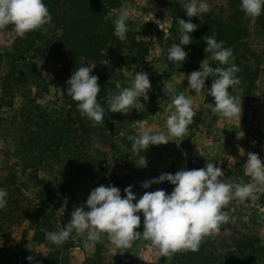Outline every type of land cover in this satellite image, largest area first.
<instances>
[{
	"label": "rangeland",
	"instance_id": "1",
	"mask_svg": "<svg viewBox=\"0 0 264 264\" xmlns=\"http://www.w3.org/2000/svg\"><path fill=\"white\" fill-rule=\"evenodd\" d=\"M54 1V24L50 29L40 31L45 39L60 38L65 26L75 16L80 19L89 15L93 26L110 27L109 35L114 46L102 51L99 59L78 58L74 67L70 59L71 48L58 41L55 57L48 59L45 70L51 74V70L61 69L64 77L62 85L66 90V81L75 69L81 64L96 63L92 74L98 77L100 85L97 101L105 108V118L116 128L115 131L111 127L98 131L86 147L84 158L68 168L47 164L38 171L31 170L30 176L36 174L46 180L50 189V206L55 215V220L50 221L46 230L44 242L36 243L30 220L33 218L27 206L30 201H34L37 189L20 172L19 167H13V145L9 140L5 142L7 137L2 130L9 125L13 115V111L6 106L8 97L13 98L16 108L23 102L26 111L30 110V99H34L49 110L57 106L64 109L63 112H70L76 122L86 124L88 119L80 115L71 97L61 98L63 94L59 89L50 86L46 94L39 93L41 88L33 85L30 78L22 84L13 79L4 84L2 79L9 66L3 62L0 67V97L6 105L0 114V188L8 193V202L5 208L0 209V264H170V257H161L151 241L143 238L136 239L129 248L117 249L107 234L91 243L85 235L73 231L61 246L50 243L46 234L63 229L69 223L72 211L86 203L90 192L102 184V178L115 180L118 183L116 186L121 188L122 197L124 189L131 185L137 199L145 191L163 189L170 194L174 187L163 182L143 189L140 186L142 182L159 177L162 173L175 174L181 169L203 168L209 162L222 169L224 177L221 179L225 183L251 182L245 170L247 154H257L264 162V149L257 151L249 147L251 139H258L264 145V14L253 22L241 11L240 0H209L210 10L200 15L231 25L243 44L241 52L262 55L251 62L253 67L259 64L253 84L240 82L230 92L242 100L239 123L238 120L223 119L212 112L206 106V95H196L188 87L187 76L199 70L204 60L208 64L216 62L205 53V48L201 50L199 46H191L190 54L180 68L165 58L166 49L169 48L166 39L172 24V14H181L185 10L178 0H148L147 3L144 0ZM123 6L129 9L126 39L114 35L113 21ZM17 38L12 28L0 30V53L11 49ZM127 59L135 61L129 68L124 66ZM21 71L26 73L27 69L22 68ZM138 71L148 74L151 83L149 99L144 101L141 98V104L138 101L132 105L128 113L108 111V97L118 93L120 88L130 87ZM206 85L207 80L205 88ZM247 86L253 98L241 99L240 93ZM173 91L193 98V122L183 137H171L166 145L150 146L137 156L132 145L143 131L167 132L166 119L170 115L168 107L172 103ZM101 127L98 124L97 128ZM14 170L15 179L11 177ZM227 170L232 173H226ZM222 210H228L230 230L214 234L229 240L248 237L264 247V187H258L254 198L243 202L233 198ZM54 246L59 249L56 257L52 256ZM27 257H32L31 261Z\"/></svg>",
	"mask_w": 264,
	"mask_h": 264
},
{
	"label": "clouds",
	"instance_id": "2",
	"mask_svg": "<svg viewBox=\"0 0 264 264\" xmlns=\"http://www.w3.org/2000/svg\"><path fill=\"white\" fill-rule=\"evenodd\" d=\"M145 3L148 0H144ZM185 9L188 18L199 17L210 10L209 0H178ZM240 9L253 22L264 14V0H240ZM52 17L43 0H0V30L11 26L14 33L23 38L29 32L49 24ZM129 9L123 6L116 13L114 35L126 39L128 32ZM180 38L166 49V60L176 68H180L188 53L185 46L192 43L191 33L197 30V25L191 19H178ZM204 51L219 65L213 67L204 61L200 69L193 71L188 78V87L196 95H207L213 98L214 104L206 105L212 112L223 119L238 120L242 115V100L230 94L229 89L240 83L239 68L230 63L232 50L225 48L223 41H217L214 36L204 40ZM96 63L81 64L66 81V90L61 91L76 102L80 115L92 122L95 127L104 122L105 108L97 101L100 93L98 77L92 72ZM210 77L211 87L205 88V82ZM151 83L147 73L138 71L130 87L120 88L118 93L108 97V111L111 113H128L132 105L143 98L149 99ZM172 103L168 107L170 115L166 119L167 132L153 133L143 131L135 139L132 148L137 156L150 146L166 145L171 137H183L188 126L193 122V98L183 93L172 92ZM141 104V103H140ZM240 151L243 152L241 149ZM145 161V160H144ZM233 161L236 160L233 158ZM146 163V161H145ZM246 173L251 182L245 184H229L223 182L222 169L214 163H207L203 168L184 170L175 174L162 173L159 177L141 183L143 189L153 184L167 182L174 186L171 193L160 189L153 192L145 191L137 199L132 186L121 190L115 186L100 185L92 190L81 207L75 208L71 219L60 231L48 232L46 238L56 246L63 245L75 231L85 235L88 242L98 241L107 234L112 245L117 249L129 248L139 238L151 241L161 257H169L180 250L199 249L205 236L219 231L220 225L229 220L222 211L233 198L241 202L254 198L258 187H264V162L257 154L248 153L245 162ZM8 193L0 188V209L7 206ZM143 217V230L141 215ZM31 261L32 257H27Z\"/></svg>",
	"mask_w": 264,
	"mask_h": 264
},
{
	"label": "trees",
	"instance_id": "3",
	"mask_svg": "<svg viewBox=\"0 0 264 264\" xmlns=\"http://www.w3.org/2000/svg\"><path fill=\"white\" fill-rule=\"evenodd\" d=\"M43 2L52 17L51 22L29 32L23 38L18 37L11 49L0 53V67L3 62L9 66V70L2 80L4 84L12 79L14 82L22 84L27 81V78H30L33 85L41 88L39 93L46 94L50 86L63 92L65 89L62 85V70H51V74L45 70L48 59L55 57L58 41L71 48L70 59L74 67L77 65L78 58L99 59L102 51L112 49L114 43L110 39V27L107 25H101L99 28L93 26L89 15L80 19L75 16L65 26L63 35L60 38L45 39L40 31L50 29L54 24L55 13L52 5L55 1L43 0ZM184 13L185 10H182L181 14L175 12L172 14V24L168 31L169 36L166 39L168 46L170 47L179 42L181 33L178 19H184L185 21L191 19V22L197 25V30L190 34L192 43L185 46L184 50L188 55L191 46H199L203 50L206 47L204 40L214 36L218 42L223 41L224 47L232 50L233 63L239 68L236 75L241 84L249 83V85H252L257 78L259 64L253 67L251 62L258 59L259 56L262 57V55L256 52L249 54L241 52L243 44L240 43V38L234 34L231 25L217 20L212 21L206 16L188 18ZM262 16L263 27L264 15ZM7 28H11V26ZM262 53H264V50ZM129 59L124 64L127 68L133 65L132 62H135L134 59ZM210 65L218 67V62H212ZM223 67H227V65ZM22 68H26L27 72L23 73ZM187 69L188 67H186ZM184 72L189 73L188 71ZM212 79L210 77L207 80L206 88L211 87ZM243 89L240 93L241 99L249 100L253 98L249 86ZM231 91L232 88L229 89V92ZM61 98L66 99L67 95L63 94ZM8 99L6 105L4 99L0 97V114L4 105L13 111L9 125L2 128V130L7 137L5 142L9 140L13 145V167H19L20 172L27 176L29 183L37 189L34 201H30L27 208L30 217L33 218V220L30 219L33 226V240L36 243H43L46 230H48L50 221L55 220V215L50 206V189L46 180L36 174L30 176L31 170L38 171L47 164L68 168L84 158L86 147L98 131L101 130L102 132L110 127L112 131H115L116 126L109 123L104 116V122L100 124L102 127L98 129V125L93 127L90 120L86 124L76 122V118L70 112H63L64 109H59L57 106L56 109L49 110L46 106L36 103L34 99H30V110L26 111L23 102H21L19 108H16L13 98L8 97ZM206 103L207 105L214 104L213 98L206 95ZM226 173L230 174L232 172L227 170ZM11 177L15 179V170L14 173L12 172ZM105 183L106 186L118 187L116 186L118 183L115 180L112 181V179L102 178L101 185L105 186ZM118 188L121 190L120 186ZM222 211L227 215L229 214L228 210ZM137 230H143L142 216L141 226ZM229 230V223L226 222L220 225L219 231ZM58 255L59 249L55 246L52 247V256L56 257ZM169 257L171 258L170 264H264V247L258 245L257 240L248 237L242 240H229L212 234L202 239L197 251L180 250Z\"/></svg>",
	"mask_w": 264,
	"mask_h": 264
},
{
	"label": "built area",
	"instance_id": "4",
	"mask_svg": "<svg viewBox=\"0 0 264 264\" xmlns=\"http://www.w3.org/2000/svg\"><path fill=\"white\" fill-rule=\"evenodd\" d=\"M249 147H251L254 150L260 151L264 149V145L261 141L258 139H251L249 141Z\"/></svg>",
	"mask_w": 264,
	"mask_h": 264
}]
</instances>
